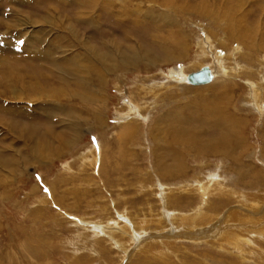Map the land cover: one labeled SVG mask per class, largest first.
Instances as JSON below:
<instances>
[{"label": "rangeland", "instance_id": "374dc122", "mask_svg": "<svg viewBox=\"0 0 264 264\" xmlns=\"http://www.w3.org/2000/svg\"><path fill=\"white\" fill-rule=\"evenodd\" d=\"M5 73L0 264H264V0H0Z\"/></svg>", "mask_w": 264, "mask_h": 264}, {"label": "bare ground", "instance_id": "6f19581e", "mask_svg": "<svg viewBox=\"0 0 264 264\" xmlns=\"http://www.w3.org/2000/svg\"><path fill=\"white\" fill-rule=\"evenodd\" d=\"M238 5V4H237ZM233 8V7H232ZM236 15H234L233 17H235ZM11 25V24H10ZM230 27H232L231 25H230ZM7 29V28H6ZM6 29L4 30V32H2L3 33V36H2V40L5 42H7V40L9 39V36H10V30H9V32H7L6 31ZM11 29V28H10ZM248 34H250L249 32H248ZM19 35V34H18ZM14 38V37H13ZM31 41H33L34 43H35V41L37 42L38 40L36 39H33V38H31L30 39ZM28 41V40H27ZM247 41V40H246ZM2 45V44H1ZM210 45H211V43H210ZM2 47V46H1ZM4 48H6V49H10L11 48V46H10V48H9V46L8 45H6ZM6 49H5V51H6ZM206 51V50H205ZM203 54H204V52H203ZM206 54V53H205ZM224 64V63H223ZM8 72V71H7ZM186 72H183L182 70L181 71H176V72H172V74H171V79H173L175 82H181V83H189L190 85H194V86H202V85H207V84H209V83H211L212 82V80L215 78V75H214V72H212V70L210 69V68H203L200 72H198V73H193V75H195L194 77L196 78V81L197 80H206V82H204V83H192L191 82V80H190V77H191V75L192 74H190V75H186L185 74ZM216 74V73H215ZM11 76V75H10ZM230 76V75H229ZM210 77V79H208ZM14 79V78H13ZM170 79V78H169ZM216 79V78H215ZM216 80H218V79H216ZM216 80H215V82H216ZM220 80V79H219ZM0 82L2 83V85H0V88L3 86V88H6V87H4V85L5 84H7V89L8 88H10L8 85H9V83H10V80H9V78H7L6 77V73L5 74H3V75H1L0 76ZM17 81L16 80H14V83H16ZM214 82V83H215ZM213 84V83H212ZM220 84V83H219ZM221 84H223V83H221ZM224 85V84H223ZM219 88L218 90H220V86H215V85H213V86H211L209 89H208V91H205L204 93H205V95H208V96H210V91L212 90L213 92L215 91V88ZM2 89V88H1ZM225 89H227V87H225ZM217 90V91H218ZM253 90H255V89H253ZM14 90H6V89H2V92H0V96H5L6 94H8L9 92H10V94H17L18 96H19V98H22V95H20V93H17V92H13ZM256 91V94H255V104H257V107H258V105H259V107L261 106V101L263 100V99H261L262 97L260 96V91L259 90H255ZM223 92V90H221V92L220 93H222ZM154 93V92H153ZM203 93V94H204ZM215 93H217V92H215ZM51 95V94H50ZM36 96V95H35ZM253 96V95H252ZM38 97V96H37ZM49 98H52L53 97V94L51 95V96H48ZM220 98H221V100H223L224 98H226L225 97V95L224 94H222L221 96H220ZM29 99V98H28ZM226 100V99H225ZM226 102V101H225ZM257 102V103H256ZM217 107H219V106H217ZM264 108V107H263ZM262 108V109H263ZM23 109V108H22ZM216 113L217 114V116L216 117H213L212 115H211V113ZM264 112V111H263ZM228 115V112H226V110L225 109H223V111L222 110H219V109H217V110H215V109H212V110H210V109H208V107H206L205 109H204V116H205V118H203L202 120H200L199 121V123L200 124H202V123H205V124H207L208 126H207V128H210V130H215V129H217L218 127H220V125H229L231 128L235 125V123H236V119H231L230 118V115L231 114H229V116L228 117H226ZM235 128V127H234ZM233 128V129H234ZM204 130V133H203V135H205V133H206V127L203 129ZM224 134H226V135H228V136H230L231 137V141L229 140H227V141H223V139H220V137L217 139V141L214 143V144H212V146L213 147H215V149L212 151L214 154H221V153H224L226 156H230L228 153H226L224 150H226V149H230V147H232L231 146V142L233 143L232 145H236L237 146V143L235 142L236 140H238V138L236 137V139L234 140V138L235 137H233V135L234 134H227L226 132H223V134L222 135H224ZM226 135L224 136V137H226ZM222 138V137H221ZM238 143H239V141H237ZM242 144V143H241ZM240 144V145H241ZM202 144L200 143L199 144V146H198V150L200 149V147H202L201 146ZM237 148V147H236ZM235 149V148H234ZM233 151V150H232ZM92 155V154H91ZM96 156V155H95ZM90 157V156H89ZM84 160H85V158H84ZM90 160H91V157H90ZM234 161V160H233ZM236 162V161H235ZM87 163H90V162H87ZM237 163V162H236ZM95 164V163H94ZM91 165H93V164H91ZM95 166V165H94ZM220 181V180H219ZM213 182V181H212ZM217 182V181H216ZM216 184V183H215ZM217 184H218V182H217ZM219 185V184H218ZM206 186V185H205ZM209 186V185H208ZM221 186V185H220ZM219 187V186H218ZM205 187H203V189H204ZM207 188V187H206ZM222 191H223V189H222V186H221V188H220ZM201 191V190H200ZM204 192V191H203ZM213 192H214V190H213ZM205 193V192H204ZM204 193H202V194H204ZM221 193V192H220ZM205 195V194H204ZM209 195V194H208ZM208 195H206V198L208 197ZM236 195V194H235ZM166 196H168V195H166ZM165 196V197H166ZM203 196V195H202ZM164 197V196H163ZM167 198V197H166ZM168 199V198H167ZM258 203V202H257ZM252 207V206H251ZM250 207V208H251ZM216 208V207H215ZM199 212H201V209L200 210H198V217L199 216H201V213H199ZM194 214V213H193ZM197 215H196V217H197ZM190 216H193V215H190ZM259 221V220H258ZM257 222V221H256ZM135 223V222H134ZM135 225V224H134ZM135 227H137L136 225H135ZM245 227V226H244ZM221 229V228H220ZM242 230V229H241ZM264 232V231H263ZM258 233V232H257ZM256 234V233H255ZM232 237V236H231ZM238 237V236H237ZM240 237V236H239ZM228 238V237H227ZM230 238V237H229ZM235 238V237H234ZM246 238V237H245ZM226 240H228V239H226ZM245 242V241H244ZM228 243H230V242H228ZM231 244H233V243H231ZM237 244V243H236ZM228 246V245H227ZM234 246V245H233ZM37 247V246H36ZM242 248H243V245H242ZM244 249V248H243ZM38 250V249H37ZM241 250V249H240ZM243 254V253H242ZM241 254V255H242ZM37 256V255H36ZM38 256H39V254H38Z\"/></svg>", "mask_w": 264, "mask_h": 264}, {"label": "water", "instance_id": "95a60500", "mask_svg": "<svg viewBox=\"0 0 264 264\" xmlns=\"http://www.w3.org/2000/svg\"><path fill=\"white\" fill-rule=\"evenodd\" d=\"M194 76H195V75L192 74L191 77H190V80H191L192 83L195 84V83H198V82H199V83H204V82H206V80H197V81H196V78H195ZM208 79H210V77H209Z\"/></svg>", "mask_w": 264, "mask_h": 264}]
</instances>
